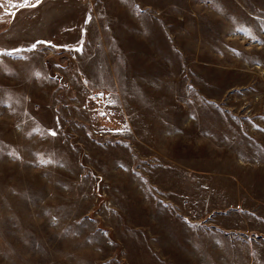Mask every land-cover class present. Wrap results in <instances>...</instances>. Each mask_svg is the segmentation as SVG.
<instances>
[{
	"label": "rangeland",
	"instance_id": "rangeland-1",
	"mask_svg": "<svg viewBox=\"0 0 264 264\" xmlns=\"http://www.w3.org/2000/svg\"><path fill=\"white\" fill-rule=\"evenodd\" d=\"M34 5L0 48V264H264V0Z\"/></svg>",
	"mask_w": 264,
	"mask_h": 264
},
{
	"label": "crops",
	"instance_id": "crops-1",
	"mask_svg": "<svg viewBox=\"0 0 264 264\" xmlns=\"http://www.w3.org/2000/svg\"><path fill=\"white\" fill-rule=\"evenodd\" d=\"M42 1H53V0H39ZM24 3V0H0V48H10L11 43V22L13 17L16 16L17 12L22 9H28L30 6L36 4V0H28V6L20 7ZM5 27V28H4ZM8 27V28H6Z\"/></svg>",
	"mask_w": 264,
	"mask_h": 264
},
{
	"label": "snow or ice",
	"instance_id": "snow-or-ice-1",
	"mask_svg": "<svg viewBox=\"0 0 264 264\" xmlns=\"http://www.w3.org/2000/svg\"><path fill=\"white\" fill-rule=\"evenodd\" d=\"M36 2L38 3L39 0H36ZM24 6H28V0H24V3H22V4L20 5V7H24ZM32 6H35V5H32ZM33 47H35V45H34ZM101 114H103V113H101ZM54 134H55V133H53V135H54Z\"/></svg>",
	"mask_w": 264,
	"mask_h": 264
},
{
	"label": "water",
	"instance_id": "water-1",
	"mask_svg": "<svg viewBox=\"0 0 264 264\" xmlns=\"http://www.w3.org/2000/svg\"><path fill=\"white\" fill-rule=\"evenodd\" d=\"M61 62H66L68 59H67V57H62V58H60L59 59Z\"/></svg>",
	"mask_w": 264,
	"mask_h": 264
},
{
	"label": "built area",
	"instance_id": "built-area-1",
	"mask_svg": "<svg viewBox=\"0 0 264 264\" xmlns=\"http://www.w3.org/2000/svg\"><path fill=\"white\" fill-rule=\"evenodd\" d=\"M99 96H100L99 94L96 95V97H99Z\"/></svg>",
	"mask_w": 264,
	"mask_h": 264
}]
</instances>
